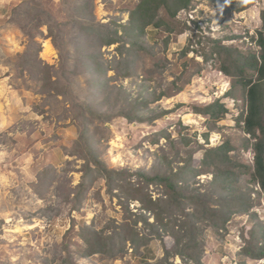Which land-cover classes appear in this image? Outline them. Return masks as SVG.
<instances>
[{
  "label": "rangeland",
  "instance_id": "rangeland-1",
  "mask_svg": "<svg viewBox=\"0 0 264 264\" xmlns=\"http://www.w3.org/2000/svg\"><path fill=\"white\" fill-rule=\"evenodd\" d=\"M90 1L0 0V264H143L149 254L159 260L162 243L166 248L173 245L169 235L162 243L152 239L136 252L119 242L112 258L105 249L89 255L86 231H97L103 238L114 235L128 213L120 206L121 190L143 188L141 173L152 177L171 171L187 187V195L193 191L212 207L214 175L201 165L205 149L229 141L236 147L230 155L252 163V152L242 146L243 134L235 121L245 111L242 91L231 87L214 61L204 62L200 52L182 53L186 46L199 48L193 32L210 37V26L216 31L210 39L233 34L238 38L225 40L226 46L244 55L257 53L264 0H255L240 13L229 10V0H219L214 8L194 0L198 17L208 20L205 32L181 11V23L171 35L165 27L139 31L129 26L130 13L140 0ZM28 6L50 15L54 41L47 26L30 42L11 23ZM81 17L119 31L121 42L101 47L78 30ZM181 24L192 33H179ZM45 42L54 52L49 60L40 56ZM216 101L228 109L217 122L195 113L196 107ZM81 131L98 161L125 172L121 182L116 178L112 192L107 180L97 171L89 173L90 164L80 158ZM192 168L197 176L188 173ZM236 189L230 203L234 214L220 235L206 227L203 236L196 237L205 243L198 249L204 264H264V259L244 255L264 250V242L252 240L251 231L264 226V199L259 197L253 210L239 213L242 208L233 209L234 199L260 190L248 176ZM161 191L158 186L148 188L153 198ZM241 201L247 205L246 199ZM138 207L133 202L129 210L139 214ZM137 229L147 234L142 224ZM170 262L184 264L178 257Z\"/></svg>",
  "mask_w": 264,
  "mask_h": 264
},
{
  "label": "trees",
  "instance_id": "trees-1",
  "mask_svg": "<svg viewBox=\"0 0 264 264\" xmlns=\"http://www.w3.org/2000/svg\"><path fill=\"white\" fill-rule=\"evenodd\" d=\"M198 1H206L212 8L219 2V0ZM254 3L255 0H229V10L240 13L250 9ZM195 5L194 0H140L136 8L130 13L129 26L139 31H143L150 26L158 29L165 27V31L171 35L177 32L175 25L181 23L177 20L180 11L189 12ZM75 13L78 14V10ZM261 19L262 27L257 31L255 39L259 49L257 53L244 55L241 49L228 47L224 44L225 40L238 38L236 35L230 34L220 36L218 39H210L207 35L203 36L194 32L193 37L200 44L199 48L186 46L182 53L185 55L191 50L200 52L204 62L214 61L219 72L230 78L231 87L235 88L237 86L242 91L245 100V111H241L235 121L243 134L242 146L252 152L251 165L230 155L231 152L236 150V147L231 145L229 141L218 147L205 149L201 165L203 168H209L211 175H214L212 185H214L215 199L212 207L210 204H205L198 194L193 191H191L193 195H187V187L184 184L180 185L182 181L177 178L178 175L173 174L171 171H164L152 177H147L141 173L140 175L145 179L143 188L136 189L135 185L130 183L133 189L121 190L120 206L128 213L126 214V221L117 228L114 235L103 238L97 231L94 233L86 231L84 239L88 243L89 255L103 252L105 249V253H110V257L115 258L118 253L114 248L119 242L122 245L128 243L133 252H136L138 248L147 247L152 239H157L162 243L163 236L169 235L173 240V245L166 248L162 243V257L154 263L146 261L143 264H172L170 260L177 257L184 264H191L192 262H194L192 264H204L198 249L201 246L203 248L205 243L202 240L197 241L196 237L203 236L206 227L220 235L230 215L234 214L230 203L233 195L239 191V189H236L238 182L244 176H248L253 184L259 188L260 193H252L251 191V196L250 194L246 196V193H241L240 198L234 199V210L240 207L242 209L239 213H246L260 204L259 197L264 199V11L261 13ZM50 22H52L50 15L44 12L39 13L36 8H29V6L23 11V16L11 21L30 42L41 35L40 28L42 26H47L48 35L54 41L51 28L54 24ZM76 26L79 31L88 33V37L101 47H110L121 42L119 31L112 30L108 26L93 24L91 20H86L84 17L77 21ZM221 26L223 25L221 24ZM181 27L182 30L179 33H182L185 29L192 33L191 28L188 29L182 24ZM196 27L198 31L201 30L200 27ZM225 27L226 25H224ZM251 40L254 41V38H251ZM190 45H192V42H190ZM120 47H123V45ZM24 56H28V50H26ZM67 87L72 90L71 84H68ZM83 107L80 108L83 109ZM85 108L89 109L88 106H85ZM227 112L228 109L218 101L195 108L196 114L208 116L211 122H217ZM124 118L132 120L127 116H124ZM86 139L88 138H86L84 131H81L78 143L84 146V149L81 151L80 158L90 164L87 169L89 173L97 171L101 177L107 180L109 191L112 192L115 184H117L116 178H118L117 182H121L125 172L107 169L105 165L98 161L95 151ZM91 164H94L95 167H91ZM227 164L231 165L230 168H224ZM187 171L189 174L193 173L194 176L199 174L193 168ZM220 177V182L216 183ZM151 185L161 188L162 191L159 197L153 198L151 193L148 192ZM118 187L122 188L121 185ZM245 199L244 203L247 205L242 206L241 200ZM133 202L139 204L137 210L139 214L130 212L129 205ZM79 204V201L76 202L73 208H77ZM182 206H189L187 207L189 211ZM132 217L135 218L130 222L129 219H132ZM138 224H142L147 229L146 235L137 231ZM251 231H253L252 240L264 242V226L258 225ZM244 255L251 259L261 260L264 259V250L260 249L257 253L247 252ZM244 255L242 256L245 257ZM238 260H242L241 256Z\"/></svg>",
  "mask_w": 264,
  "mask_h": 264
},
{
  "label": "built area",
  "instance_id": "built-area-1",
  "mask_svg": "<svg viewBox=\"0 0 264 264\" xmlns=\"http://www.w3.org/2000/svg\"><path fill=\"white\" fill-rule=\"evenodd\" d=\"M184 12H186V11H184ZM197 13V10H195V9H192L191 11H189V12H187V16H188V18H189V20L190 21H192V22H194L195 20H197V26L198 27H200L201 29H203L204 30V32H205V29L206 28H202V27H207V25L205 24V23H207V19H202V18H200V17H198L199 16V14H196ZM180 14H182V13H180ZM180 14H179V18H180ZM185 14V13H184ZM197 17H198V19H197ZM199 20V21H198ZM214 24V23H213ZM213 24H211V25H213ZM206 25V26H205ZM217 25H219V24H217ZM195 28V27H194ZM210 28H211V26H210ZM208 29L209 30V33H210V37H211V34H213L214 32H216L213 28H211V29ZM190 32V31H189ZM211 38H214V37H211Z\"/></svg>",
  "mask_w": 264,
  "mask_h": 264
},
{
  "label": "bare ground",
  "instance_id": "bare-ground-1",
  "mask_svg": "<svg viewBox=\"0 0 264 264\" xmlns=\"http://www.w3.org/2000/svg\"><path fill=\"white\" fill-rule=\"evenodd\" d=\"M49 44L47 42L44 43L43 51L40 55L44 60H49L54 55L53 48Z\"/></svg>",
  "mask_w": 264,
  "mask_h": 264
},
{
  "label": "crops",
  "instance_id": "crops-1",
  "mask_svg": "<svg viewBox=\"0 0 264 264\" xmlns=\"http://www.w3.org/2000/svg\"><path fill=\"white\" fill-rule=\"evenodd\" d=\"M151 258H153V259H151ZM156 260H157L156 258H154L151 254H149V256L146 257L145 261H147L149 263H154Z\"/></svg>",
  "mask_w": 264,
  "mask_h": 264
},
{
  "label": "clouds",
  "instance_id": "clouds-1",
  "mask_svg": "<svg viewBox=\"0 0 264 264\" xmlns=\"http://www.w3.org/2000/svg\"><path fill=\"white\" fill-rule=\"evenodd\" d=\"M193 9V8H192ZM181 12V11H180ZM178 16H179V14H178ZM178 16H177V19H178Z\"/></svg>",
  "mask_w": 264,
  "mask_h": 264
}]
</instances>
